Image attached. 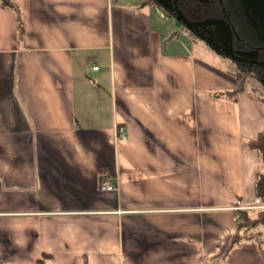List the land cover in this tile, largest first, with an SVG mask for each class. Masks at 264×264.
<instances>
[{
  "label": "crops",
  "instance_id": "obj_1",
  "mask_svg": "<svg viewBox=\"0 0 264 264\" xmlns=\"http://www.w3.org/2000/svg\"><path fill=\"white\" fill-rule=\"evenodd\" d=\"M12 1L24 28L0 3V264H264V218L231 245L238 211L264 213L246 145L264 96L224 95L235 72L197 59L157 4Z\"/></svg>",
  "mask_w": 264,
  "mask_h": 264
},
{
  "label": "flooded vegetation",
  "instance_id": "obj_2",
  "mask_svg": "<svg viewBox=\"0 0 264 264\" xmlns=\"http://www.w3.org/2000/svg\"><path fill=\"white\" fill-rule=\"evenodd\" d=\"M181 1L182 0L177 1L179 9L181 6H179L178 3H181ZM194 1L201 2L202 4L208 3L210 5L208 12H205L203 15L200 14V12H196L197 7H189V13L185 11V14L183 15L189 21H203L208 18L225 20L229 24L232 31V48L234 54L243 56L244 58L246 57L247 60L236 61L225 56L223 51L226 47L225 28L222 25H195L186 29L187 34H191L192 36L202 40L206 45L216 50L223 58L230 60L232 64H234L232 61H236L249 67H260L263 69L261 80L264 82V67L254 62H249V60L252 59L264 62V26L260 22V19L255 14L250 12L247 3L244 0H232L233 2L235 1V5H232V2H230L231 0H228L229 6L227 8V6H224L223 0H207L206 2L198 0ZM230 5H232L231 8H229ZM247 53L253 54L254 57L252 58V56Z\"/></svg>",
  "mask_w": 264,
  "mask_h": 264
},
{
  "label": "trees",
  "instance_id": "obj_3",
  "mask_svg": "<svg viewBox=\"0 0 264 264\" xmlns=\"http://www.w3.org/2000/svg\"><path fill=\"white\" fill-rule=\"evenodd\" d=\"M232 5H235V1L233 2L232 0ZM0 3L2 6L7 7L11 9L15 15L16 18V36L17 38L22 37L23 34V26H22V20L20 16V11L18 6L14 3L12 0H0ZM229 1L228 0H223L224 6L228 8L229 6ZM141 4H157L155 0H141ZM183 12L185 14V11L189 13L190 8H195L197 7L196 12H200V14H205V12H208V8L210 5L208 3H201L197 2L194 0H182L181 3H178ZM230 5L229 8L232 7ZM179 8V7H178ZM169 16L174 18V13L169 14ZM184 28V27H183ZM185 29H188L186 27ZM236 66H237V72L234 75V85L231 90L227 91L224 95L228 97H232L244 90H246V79L249 77H255L258 78L259 80L262 79V73L263 69L257 66H252L249 67L247 65H243L239 62L232 61ZM246 145L254 150L257 151L259 154V157L261 161L264 163V130L260 131L256 134L254 138L249 139L246 142ZM253 194L255 199L259 202V204L264 205V174H258L253 185ZM264 218V213L260 215V212H257L254 216L249 215L246 211L240 210L238 211V216H237V221L235 223V232L234 236L232 237L231 240V245L235 244L239 240V232L246 231L247 229L255 226L257 223L261 222Z\"/></svg>",
  "mask_w": 264,
  "mask_h": 264
},
{
  "label": "water",
  "instance_id": "obj_4",
  "mask_svg": "<svg viewBox=\"0 0 264 264\" xmlns=\"http://www.w3.org/2000/svg\"><path fill=\"white\" fill-rule=\"evenodd\" d=\"M177 1L178 0H155L158 6L163 9V11L166 13V15L169 16V14L174 13V19L177 21V24L179 25H185L187 27H192L195 25L200 26H208V25H222L225 28V48L224 53L225 56L228 57L231 60L236 61H245L247 60L246 57L239 56L234 54L233 48H232V31L229 26V24L223 20V19H215V18H208L203 21H189L182 13V11L177 8ZM202 2H206L207 0H198ZM247 3L248 8L250 9V12L255 14L259 19L262 25L264 26V0H244ZM264 30V28H263ZM264 38V35H263ZM250 54V53H247ZM254 56L252 55V58ZM251 63H256L260 66L264 67L263 61H255L254 59L249 60Z\"/></svg>",
  "mask_w": 264,
  "mask_h": 264
},
{
  "label": "rangeland",
  "instance_id": "obj_5",
  "mask_svg": "<svg viewBox=\"0 0 264 264\" xmlns=\"http://www.w3.org/2000/svg\"><path fill=\"white\" fill-rule=\"evenodd\" d=\"M163 19L166 25V29L167 27H169L172 30H176V29L179 30V24H177V21L173 17L164 16ZM180 26L184 28L187 27L182 24ZM177 37H179L184 41H189L188 38L185 36H181L178 34ZM188 37L191 40H194V46L191 48H192V54L197 59L204 60L209 67L221 73H225L229 75L232 72L230 70H233L235 73L237 72V66L235 64H232L230 60L223 58L216 50L206 45L202 40L192 36L191 34ZM249 55L252 56L253 54H249ZM226 63L229 65V69L227 68ZM245 86L247 90L253 93V95L260 97L264 96V82L262 80H259L258 78L255 77H249L246 79Z\"/></svg>",
  "mask_w": 264,
  "mask_h": 264
},
{
  "label": "built area",
  "instance_id": "obj_6",
  "mask_svg": "<svg viewBox=\"0 0 264 264\" xmlns=\"http://www.w3.org/2000/svg\"><path fill=\"white\" fill-rule=\"evenodd\" d=\"M179 33L182 36H187V31L185 29H179ZM93 69H97V66H93ZM116 138L120 140H124L126 138L125 131L123 127L119 126L116 130ZM115 186L111 183L108 177H103L100 181V189L109 191L113 190ZM237 219V217H235Z\"/></svg>",
  "mask_w": 264,
  "mask_h": 264
}]
</instances>
